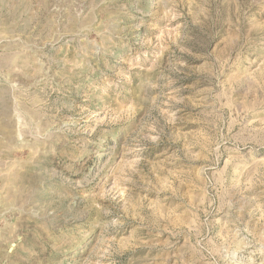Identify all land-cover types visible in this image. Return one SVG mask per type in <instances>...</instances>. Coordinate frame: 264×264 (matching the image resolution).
Instances as JSON below:
<instances>
[{"label":"rangeland","instance_id":"374dc122","mask_svg":"<svg viewBox=\"0 0 264 264\" xmlns=\"http://www.w3.org/2000/svg\"><path fill=\"white\" fill-rule=\"evenodd\" d=\"M0 264H264V0H0Z\"/></svg>","mask_w":264,"mask_h":264}]
</instances>
